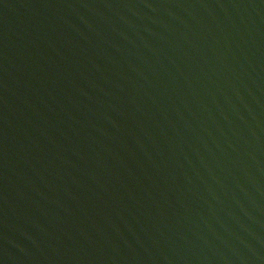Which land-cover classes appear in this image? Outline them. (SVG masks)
Returning a JSON list of instances; mask_svg holds the SVG:
<instances>
[{
	"label": "water",
	"instance_id": "water-1",
	"mask_svg": "<svg viewBox=\"0 0 264 264\" xmlns=\"http://www.w3.org/2000/svg\"><path fill=\"white\" fill-rule=\"evenodd\" d=\"M0 264H264V0H0Z\"/></svg>",
	"mask_w": 264,
	"mask_h": 264
}]
</instances>
